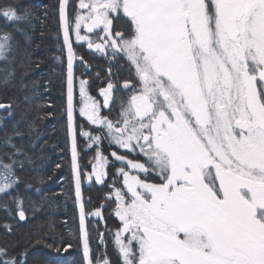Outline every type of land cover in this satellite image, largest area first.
<instances>
[{
	"label": "snow or ice",
	"instance_id": "6c2138e0",
	"mask_svg": "<svg viewBox=\"0 0 264 264\" xmlns=\"http://www.w3.org/2000/svg\"><path fill=\"white\" fill-rule=\"evenodd\" d=\"M67 8L66 0H59L68 52V132L77 201L81 173L73 129L70 33L84 40L81 26L88 32L100 29V42L90 41L89 47L111 59L124 58L138 82L124 81L131 94L116 121L101 117L95 103L81 108L101 129L98 135L81 133L97 148L96 182H102L97 169L106 163L100 151L104 139L132 153L139 149L144 162L127 160L128 166L160 178L159 183H149L118 169L127 189V195L115 193V215L122 227L114 242L123 264H264V0H78V8L87 12L78 11L74 20ZM30 15L26 8L21 12L11 4L0 6V19L7 23ZM121 15L126 32L114 24ZM10 39L6 32L0 36V58L9 50ZM113 89L109 83L102 90L105 106ZM4 143L15 152L5 154L8 163L0 160V193L19 183L13 165H23L12 158L21 150L11 137ZM13 199L15 216L27 222L22 200ZM3 207L8 211L7 204ZM85 221L81 204L85 264H110L107 258H91ZM3 227L13 231L12 224ZM48 227L54 233V226ZM99 243H106L103 233ZM37 245L57 253L71 247L55 236L51 243L38 238L19 259L0 248V264H27L28 248Z\"/></svg>",
	"mask_w": 264,
	"mask_h": 264
},
{
	"label": "trees",
	"instance_id": "16d2710c",
	"mask_svg": "<svg viewBox=\"0 0 264 264\" xmlns=\"http://www.w3.org/2000/svg\"><path fill=\"white\" fill-rule=\"evenodd\" d=\"M10 4L21 12L28 9L31 15L28 20L16 24L0 19V36L5 32L11 36L9 50L0 58V104L9 106V109L0 111V160L8 163L5 154L15 152L4 143L7 137H11V142L21 150L20 155L12 158L23 162L22 166L13 165L19 183L0 193V248H6L10 256L19 259L18 254L29 242L42 238L51 243L55 236L59 242L71 247L59 253L43 245L29 247L27 264H83L67 136L66 62L59 28V0H0V6ZM77 6L78 0L68 1V13L72 19L78 12ZM114 24L122 32L128 30L122 16L114 20ZM72 46L74 54L83 61L75 66V129L83 205L91 241L90 256L93 261L100 257L107 258L110 264H123L114 242L116 231L122 227L115 215V193L120 190L126 195L123 175L118 169L123 168L128 173L130 169L112 153L125 156V161L144 162L145 157L139 149L132 153L104 139L100 151L106 163L101 167L102 182H96L93 175L97 148L94 144L90 147L89 138L81 133L98 135L101 129L80 115L78 84L85 82V95L97 105L101 117L116 121L120 118L122 103L126 104L131 94L124 89V81L138 82L124 58L115 59L116 64L112 66L106 60L109 57L95 58L84 43ZM109 83L114 89L110 103L104 106L102 90L108 88ZM17 132L20 135H16ZM139 176L149 183L160 182L159 176L152 172ZM17 196L26 209L27 222L19 221L15 216L17 209L13 198ZM4 204H7L11 216ZM95 211L101 216L88 215ZM5 223L12 224L11 233L3 227ZM49 224L54 226V233ZM100 233L104 234L106 241L103 245L99 243Z\"/></svg>",
	"mask_w": 264,
	"mask_h": 264
},
{
	"label": "water",
	"instance_id": "95a60500",
	"mask_svg": "<svg viewBox=\"0 0 264 264\" xmlns=\"http://www.w3.org/2000/svg\"><path fill=\"white\" fill-rule=\"evenodd\" d=\"M68 1L66 0V4L68 6ZM68 11V8H67ZM58 17H59V10H58ZM59 28H60V36H61V41L64 49V54H65V62H66V82H65V108H66V122H67V136H68V145H69V155H70V164H71V175H72V182H73V189H74V199H75V204H76V210H77V217H78V229H79V240H80V250H81V256H82V261L83 264H85L84 257H83V252H82V241H81V233H80V205H83V197H82V184L80 188V199L77 201V196H76V189H75V180H74V175L72 171V153H71V147H72V137L69 136L68 132V115H67V109H68V88H67V60H68V52H67V46L64 44V38H63V28L60 22L59 18ZM71 42V38H70ZM72 44V42H71ZM73 48V47H72ZM73 129H74V134H75V140H76V129H75V115H76V109H75V65L76 63H83V61L79 58L75 57L74 51H73ZM9 109V106L5 105L4 108H0V111ZM77 144V142H76ZM77 161H78V155H77ZM78 169H79V164H78ZM84 206V205H83ZM86 223V221H85ZM86 228H87V223H86Z\"/></svg>",
	"mask_w": 264,
	"mask_h": 264
},
{
	"label": "rangeland",
	"instance_id": "374dc122",
	"mask_svg": "<svg viewBox=\"0 0 264 264\" xmlns=\"http://www.w3.org/2000/svg\"><path fill=\"white\" fill-rule=\"evenodd\" d=\"M79 9V8H78ZM81 10V9H80ZM83 10V9H82ZM77 14V13H76ZM73 19H75V15H74V17H73ZM87 32V31H86ZM85 32V30H84V28H83V26H81V28H80V35H82V36H84L85 37V39L84 40H78L77 39V37H76V34H75V32H72V33H70V38H71V42H72V40H73V43H72V45L73 44H79V43H84V45H85V48L86 49H88L87 47L89 46V43H90V40H89V37L87 36V33ZM73 47V46H72ZM92 49H94V47H91ZM74 51V50H73ZM75 57L76 58H78L76 55H75ZM76 66V65H75ZM85 66V65H84ZM85 69H87V67L85 66ZM79 86H78V89H79V95H80V101H81V105H80V109H79V113H80V115L84 118V119H86V120H88L87 119V117L86 116H84V115H82V113H81V108H83L84 107V105L85 104H88V105H91V104H93L88 98H87V96L85 95V93H84V95L82 96L81 95V91H80V88H81V83H79L78 84ZM107 89V88H106ZM102 97H103V104H104V106H105V103H104V99H105V97H104V95L102 94ZM110 100H111V94H110V97H109V102H108V104L110 103ZM89 121V120H88ZM90 122V121H89ZM91 123V122H90ZM92 124V123H91ZM114 157V156H113ZM115 158V157H114ZM125 163H127L126 161H124ZM128 165V164H127ZM129 167V166H128ZM129 169H130V171H129V174L130 175H140V173L143 175V176H147L144 172H140V171H138V170H134V169H131L130 167H129ZM98 171H100L101 172V174H102V168L101 167H99L98 169H97ZM213 175H214V171H213ZM94 177H95V172H94V175H93ZM90 178V177H89ZM139 178H140V176H139ZM82 184V183H81ZM217 185H218V182H217ZM123 188L126 190V195H127V189H126V187H125V185H124V182H123ZM94 217H96L97 218V216H94ZM125 236H127L128 234H124ZM119 251V250H118ZM119 254H120V252H119ZM120 257H121V254H120ZM121 259H122V257H121ZM122 261H123V259H122Z\"/></svg>",
	"mask_w": 264,
	"mask_h": 264
},
{
	"label": "flooded vegetation",
	"instance_id": "af4514ba",
	"mask_svg": "<svg viewBox=\"0 0 264 264\" xmlns=\"http://www.w3.org/2000/svg\"><path fill=\"white\" fill-rule=\"evenodd\" d=\"M77 8H78V6H77ZM78 11L81 13V14H86V12H87V10L86 9H78ZM75 16H76V14H75ZM122 16V15H121ZM123 17V16H122ZM124 18V17H123ZM125 19V18H124ZM74 20V19H73ZM115 20H117V19H115ZM84 28V27H83ZM84 30H85V32L87 31V29L86 28H84ZM97 32H100V29H94L93 30V32H86L87 33V36L89 37V40L91 41V42H94V43H99L100 41H99V39H98V37H97V35H96V33ZM101 35H103V33H101ZM88 49V51H90L94 56H95V58H100V57H102V56H106L103 52H100V51H97L96 49H95V47H94V49H92L91 47H87ZM106 57H108V56H106ZM106 60H109V62L112 64V66H114L115 64H116V61H115V59H111L110 57L109 58H107Z\"/></svg>",
	"mask_w": 264,
	"mask_h": 264
}]
</instances>
